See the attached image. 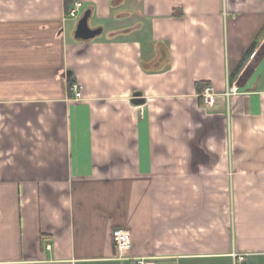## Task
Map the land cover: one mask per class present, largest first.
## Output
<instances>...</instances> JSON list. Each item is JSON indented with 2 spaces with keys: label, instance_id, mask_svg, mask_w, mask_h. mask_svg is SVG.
Returning <instances> with one entry per match:
<instances>
[{
  "label": "crops",
  "instance_id": "1",
  "mask_svg": "<svg viewBox=\"0 0 264 264\" xmlns=\"http://www.w3.org/2000/svg\"><path fill=\"white\" fill-rule=\"evenodd\" d=\"M263 29L264 0H0V264H264Z\"/></svg>",
  "mask_w": 264,
  "mask_h": 264
},
{
  "label": "built area",
  "instance_id": "2",
  "mask_svg": "<svg viewBox=\"0 0 264 264\" xmlns=\"http://www.w3.org/2000/svg\"><path fill=\"white\" fill-rule=\"evenodd\" d=\"M82 7L81 1H75L74 7L71 8L67 16L70 18H76L78 15V11ZM254 55V53H253ZM74 90V98L78 99L81 97L80 88L75 86ZM236 93V89H228V91H224L223 93H217L211 85H206L202 92L201 98L204 105L213 106L216 102L217 98H223L225 102L228 101L231 95ZM113 247L116 251V256L120 259L125 258V253L130 249L131 240L130 234L128 231H125L123 228H115L111 234ZM133 264H156L152 259L139 257L133 259Z\"/></svg>",
  "mask_w": 264,
  "mask_h": 264
},
{
  "label": "water",
  "instance_id": "3",
  "mask_svg": "<svg viewBox=\"0 0 264 264\" xmlns=\"http://www.w3.org/2000/svg\"><path fill=\"white\" fill-rule=\"evenodd\" d=\"M88 15H89V12H85V14L81 17V19L78 22V25L75 31V36L77 38L90 39L100 32V29L92 30L88 27L87 25Z\"/></svg>",
  "mask_w": 264,
  "mask_h": 264
},
{
  "label": "trees",
  "instance_id": "4",
  "mask_svg": "<svg viewBox=\"0 0 264 264\" xmlns=\"http://www.w3.org/2000/svg\"><path fill=\"white\" fill-rule=\"evenodd\" d=\"M263 30H264V29H263ZM263 30L261 31V32H262L261 35L263 34ZM261 35H260V36H261ZM258 39H259V38H258ZM258 39H256V40L252 43V45L250 46V49H249L248 52H247V55L252 54L251 52L254 50V48H255L256 45L258 44ZM244 61H245V58L242 59V61H241V63L239 64V66H238L236 72H238V70L240 69V66L243 65ZM235 74H236V73H235Z\"/></svg>",
  "mask_w": 264,
  "mask_h": 264
}]
</instances>
